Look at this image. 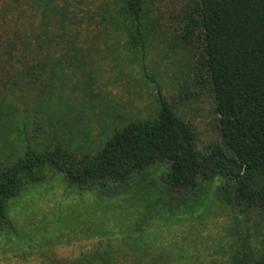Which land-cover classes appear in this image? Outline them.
<instances>
[{"label": "trees", "instance_id": "trees-1", "mask_svg": "<svg viewBox=\"0 0 264 264\" xmlns=\"http://www.w3.org/2000/svg\"><path fill=\"white\" fill-rule=\"evenodd\" d=\"M27 2L41 16L44 30L27 42L29 52L11 51L8 61L0 55V63L9 64L1 68L0 79L14 86L18 80L47 83L56 72L54 62L62 66L51 48L55 31L61 39L76 25L118 32L144 58L159 29L155 0H104L103 5L85 9L68 0ZM179 17L181 36L203 42L223 144L200 149L194 125L162 100L155 116L126 122L95 155L78 157L74 149L58 143L29 146L23 155L8 157L0 163V220L15 231L18 248L28 247L32 239L12 226L8 203L51 170L63 173L70 186L102 199L122 197L135 209L132 217L120 218L118 233L101 225L86 226L84 233L105 236L97 247L42 264H190V253L157 230L192 224L229 207L246 219L242 228L229 229V255L217 264H264V0H191ZM35 46L38 52L32 51ZM70 48L78 59L83 46ZM5 110L23 131L25 123L18 113ZM180 193L188 196L181 199L176 196ZM182 204L185 208L179 213Z\"/></svg>", "mask_w": 264, "mask_h": 264}, {"label": "rangeland", "instance_id": "rangeland-1", "mask_svg": "<svg viewBox=\"0 0 264 264\" xmlns=\"http://www.w3.org/2000/svg\"><path fill=\"white\" fill-rule=\"evenodd\" d=\"M189 1L155 0L159 29L150 38L144 58L130 49L125 36L118 32L76 25L61 39L60 31H55L51 48L62 66L54 62L56 72L47 83L18 80L14 86L0 79V163L16 153L23 155L29 146L39 149L58 143L74 149L78 157L87 152L95 155L126 122L155 116L162 100L194 125L200 149L223 144L203 42L181 36L179 12ZM68 2L85 9L103 5L104 0ZM30 7L27 0H0V55L4 61L11 51L29 52L27 42L44 30L41 16ZM57 42L62 44L56 46ZM79 45L83 48L78 60L70 47ZM38 50L35 46L32 51ZM4 65L9 67L0 63V70ZM18 66L23 64L18 62ZM6 107L23 119V131L12 124L14 116L7 114ZM162 169L164 166L158 171ZM176 196L185 199L188 194ZM184 205L177 212L182 213ZM8 210L12 226L32 241L28 247L18 248L15 231L0 220V264H42L51 258L77 257L105 239L84 233L86 226L101 225L118 233L115 227L120 218L132 217L135 209L122 197L102 199L70 186L63 173L51 170L41 182L10 200ZM236 216L241 222L236 223ZM60 217L62 222L58 223ZM245 219L229 207L223 214L157 231L166 241L180 243L191 255L190 264H217L227 257L229 229L242 228Z\"/></svg>", "mask_w": 264, "mask_h": 264}]
</instances>
